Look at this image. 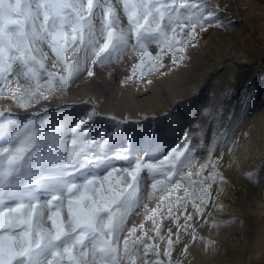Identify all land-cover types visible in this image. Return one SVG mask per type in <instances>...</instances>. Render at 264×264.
Here are the masks:
<instances>
[{
    "label": "snow or ice",
    "instance_id": "snow-or-ice-1",
    "mask_svg": "<svg viewBox=\"0 0 264 264\" xmlns=\"http://www.w3.org/2000/svg\"><path fill=\"white\" fill-rule=\"evenodd\" d=\"M212 25L225 27L209 0H0V97L28 111L81 74L92 77L93 66L130 53L139 62L129 79L138 73L143 80L164 67L165 55L181 64L198 30ZM94 117L92 111L75 121L45 122L0 111V264H174L181 233L195 240L188 208L203 217L213 183L223 180L212 155L217 144L207 148L208 160L194 179L183 171L196 160L187 133L158 161L146 158L159 146L158 135L150 133L145 155L133 160L130 137L115 150L108 140L98 144L91 137ZM181 118L174 110L165 129ZM111 119L114 127L105 135L114 142L132 121ZM223 135L227 144L231 137ZM204 146L202 140L198 147ZM145 179L158 204L151 210L143 205L150 227L129 226ZM166 219L176 228L167 236Z\"/></svg>",
    "mask_w": 264,
    "mask_h": 264
},
{
    "label": "rangeland",
    "instance_id": "rangeland-1",
    "mask_svg": "<svg viewBox=\"0 0 264 264\" xmlns=\"http://www.w3.org/2000/svg\"><path fill=\"white\" fill-rule=\"evenodd\" d=\"M209 3L225 27L198 30L196 46L186 49L181 64L172 65L168 54L157 73H149L143 80L137 73L129 79L139 62L130 53L117 62L93 66L92 77L81 74L67 89L28 111L0 97V111L9 109L20 120L35 115L45 122L75 121L95 111L98 118H93L91 137L98 144L108 140L113 150L129 143L130 137L133 160L145 155L144 139L150 133L159 137V146L146 156L154 161L182 143L187 133L190 147L196 148V160L191 169L183 171H191L194 179H200L195 173L207 162V148L215 142L212 155L223 180L213 183V200L203 217L189 206L196 238L181 233V242L173 250L174 264H264V0ZM149 50L155 53V46ZM174 110L182 118L168 131L165 117ZM113 117L132 121L122 125L114 142L105 135L114 127ZM225 132L231 137L227 144ZM202 140L205 146L200 148ZM210 171L211 166L204 174ZM150 192L151 180L145 179L141 207L130 217L129 226L145 223L150 227L143 205L151 210L158 204L157 199L149 198ZM170 227L175 233V226L166 219L162 234L167 236Z\"/></svg>",
    "mask_w": 264,
    "mask_h": 264
},
{
    "label": "trees",
    "instance_id": "trees-1",
    "mask_svg": "<svg viewBox=\"0 0 264 264\" xmlns=\"http://www.w3.org/2000/svg\"><path fill=\"white\" fill-rule=\"evenodd\" d=\"M243 65H244L243 63L239 64V66H241V67H242Z\"/></svg>",
    "mask_w": 264,
    "mask_h": 264
}]
</instances>
